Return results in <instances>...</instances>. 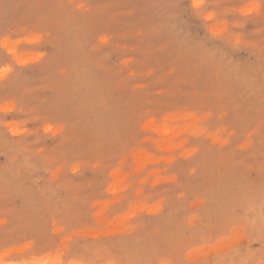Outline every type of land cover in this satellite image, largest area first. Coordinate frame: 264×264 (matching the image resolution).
<instances>
[{
	"label": "rangeland",
	"instance_id": "rangeland-1",
	"mask_svg": "<svg viewBox=\"0 0 264 264\" xmlns=\"http://www.w3.org/2000/svg\"><path fill=\"white\" fill-rule=\"evenodd\" d=\"M0 264H264V0H0Z\"/></svg>",
	"mask_w": 264,
	"mask_h": 264
}]
</instances>
